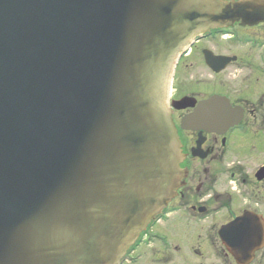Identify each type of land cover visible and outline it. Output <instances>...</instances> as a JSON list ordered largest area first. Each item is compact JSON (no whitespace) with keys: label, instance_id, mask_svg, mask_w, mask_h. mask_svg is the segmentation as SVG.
<instances>
[{"label":"water","instance_id":"obj_1","mask_svg":"<svg viewBox=\"0 0 264 264\" xmlns=\"http://www.w3.org/2000/svg\"><path fill=\"white\" fill-rule=\"evenodd\" d=\"M233 22H264V0H0V264L119 263L186 175L175 62ZM203 53L214 72L234 60ZM241 116L214 95L180 128ZM219 234L238 264L264 244L251 212Z\"/></svg>","mask_w":264,"mask_h":264},{"label":"flooded vegetation","instance_id":"obj_2","mask_svg":"<svg viewBox=\"0 0 264 264\" xmlns=\"http://www.w3.org/2000/svg\"><path fill=\"white\" fill-rule=\"evenodd\" d=\"M218 34L227 44L238 45L240 53H216L201 48L204 68L214 75L227 69L231 75V70H236L241 88L230 84L220 91L184 92L176 96L174 80L180 65L199 43L212 41ZM246 47L250 52H245ZM204 50L233 57L234 61L215 73L206 64ZM250 78L261 79L257 92L249 91L253 84ZM174 80L171 100L189 96L199 102L221 95L233 109L241 110V121L224 132H202L199 136L198 131H184L178 125V119L192 109L173 111L183 154L180 167L187 170V176L161 216L138 235L121 264H202L193 262L194 257L203 264H237L227 252L219 231L244 211L259 214L264 220V22L253 25L235 22L196 38L179 58ZM199 138L201 142L197 145ZM192 150L196 152L194 155ZM261 170L263 176L259 178ZM183 246L185 251L181 249ZM257 254L250 264L255 263Z\"/></svg>","mask_w":264,"mask_h":264},{"label":"rangeland","instance_id":"obj_3","mask_svg":"<svg viewBox=\"0 0 264 264\" xmlns=\"http://www.w3.org/2000/svg\"><path fill=\"white\" fill-rule=\"evenodd\" d=\"M216 36V39H212V41L207 39V41L199 43L195 51H193V54L190 57H186L185 61L180 65L174 80L176 96H180L182 95L181 93L184 92H187L185 94L194 92L211 93L212 91H220L230 84L234 85L236 88H241L242 85L238 81V72L236 70L232 69L231 75L229 72L230 70L227 69L222 74H215V76L210 70L204 68L201 48H209L216 53H240L238 45L227 44L225 40L220 38L219 34ZM244 50L245 52H250L248 47ZM244 50H242V52H244ZM252 57L254 58V55ZM250 79L253 81V84L250 86L249 91L257 92V88H259L261 84V79L258 81H255L253 78ZM262 210L264 211V206ZM181 249L182 251L186 250L184 246ZM201 250L203 251V249ZM213 250L216 251L217 249L214 248ZM219 254L223 255L222 252H219ZM208 259L211 261L210 257ZM193 262L204 263L201 259H196L195 257ZM254 262L253 264H264V249L257 254Z\"/></svg>","mask_w":264,"mask_h":264}]
</instances>
